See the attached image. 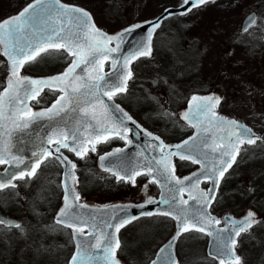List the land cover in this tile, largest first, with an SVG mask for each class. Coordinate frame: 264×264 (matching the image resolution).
<instances>
[{
  "label": "snow or ice",
  "instance_id": "6c2138e0",
  "mask_svg": "<svg viewBox=\"0 0 264 264\" xmlns=\"http://www.w3.org/2000/svg\"><path fill=\"white\" fill-rule=\"evenodd\" d=\"M184 4H189L190 7L186 11H190L192 6H199L206 4L209 0H183ZM186 14V13H185ZM255 20V16H252L248 20V24H252ZM152 24L151 21L146 22ZM141 25H135L128 29L123 30L121 33L115 36H108L96 28L94 22L91 20V15L87 11L81 8H69L61 5L60 0H34L32 4L27 5L22 9L15 17H10L4 21H0V45H3V55L8 58L10 64V76L7 79L6 87L0 92V129H4L10 135V130L5 129L2 121L11 119L15 128H27L29 123L38 118L48 117L49 119L59 116L61 112H64L69 104H74L73 111L82 112L85 116L89 114V109L86 107H80V98L83 97L86 103H90L91 100H100V97L107 96L109 99L112 95L123 92L127 87V80L131 78L132 73L128 70L130 62L140 56H148L151 54V47L148 44L141 43L129 54L121 56L119 59L112 60L113 74L112 83L108 82V77L104 75H92L89 71V66H92V71L98 72L99 66L103 60L119 50V42L126 33H131ZM156 27H159V23L152 25V30L148 33L147 40H151L152 31ZM247 27L245 28V31ZM117 41V47L110 48L108 44L112 40ZM50 49L61 50L63 49L74 59L70 66L59 76L51 77L48 79H31L28 77H21L19 75L20 69L24 67L26 63L34 61L41 53H46ZM84 67H81V66ZM80 69L83 75H76V70ZM79 82V83H76ZM60 90L63 95L57 99L56 103L49 109L42 112H32L28 107V101L34 99L39 95V92L44 87L50 89L54 86H60ZM192 100L196 102L194 106L190 107L189 111L183 114V118L189 122L193 127L198 129L199 133L211 131V127L201 128L200 124L205 120L209 125L214 126L217 131L222 130L221 125H225L227 132L225 136L219 137L220 141L227 140V143L221 146L217 143L215 136L212 138V143H208V138L203 136H197L191 138V147H188L189 141H184L183 145H177L176 151H165L166 146L161 141L158 145L159 159H153L149 164L145 165L143 173L138 170H130L125 176H120L118 173L113 174L117 176V179L128 180L131 183H135V177L137 175L145 174L152 175L153 168L155 167L165 178V187L168 183L175 181L176 185H181L179 188L167 189V191L173 193L170 198L163 199L162 202L168 204L171 208L178 209V214L173 218L180 221L179 231L177 237L183 233L191 230H196L201 233L206 232V227L213 223L219 224V220H215L207 213V208L210 206V202L215 200L214 195H210L219 186V178L223 176L224 172L231 167V162L235 160V153H238V145L245 141L249 144H255V134L251 129L246 126L231 120H224L218 117L214 111L216 105L220 100L218 97H192ZM117 111H121L118 109ZM6 110L8 115H6ZM95 119V116L92 117ZM124 119L131 120L127 114H123ZM122 122V121H121ZM215 122V123H213ZM95 131V128H93ZM104 132L114 131L115 135L121 139H126L116 129L103 128ZM125 131H128L125 129ZM151 135L150 133L148 134ZM235 137L233 140L232 138ZM94 138L85 140L83 136H80L77 131H73L71 136L63 129H57L47 138L44 143L53 144L55 141L54 152L58 155L56 160L61 164H67L68 170L66 171V177L75 180L74 169L76 167L71 161L64 157L61 153V148H67L74 152L77 156L83 157L86 154L88 143H93ZM159 140L158 137H156ZM131 144L132 141L128 140ZM203 148H208L212 152H220L221 157H229L225 160L223 158L218 161L213 158L209 163H205L204 170L201 173H194L193 175L197 179L192 183L191 189H197L199 185V176L203 175L205 179L212 180L214 187L209 189L207 193L200 192L197 196L191 195L190 189H185L183 181L174 175V167L171 165V156L178 155L180 159H190L193 163H201V159H206L207 154H201ZM83 149V152L81 151ZM183 149L184 151H181ZM92 151H95L93 144ZM122 149H116L113 153L108 155H116L122 152ZM187 153V154H185ZM37 157L34 166L28 168L27 172L24 170L17 172L9 171L8 179L0 180V189L7 187H15L12 183L14 179H23L25 175L32 176L35 174L36 168L39 167L40 162L43 159L53 155L52 151L47 148H43L41 153H33ZM200 155L201 158L197 159L196 156ZM106 159L102 156L101 160ZM0 164H8L10 167L18 168L19 165L25 164V161L12 154L6 143L0 145ZM111 171V169H107ZM188 181H192L193 177H186ZM154 182L156 181L153 176ZM66 192H70L71 196H65V205L60 210L57 223L62 224L68 228L74 230V234L77 236V253L73 257L72 264H91L93 260H102L103 264H119L115 260V249L119 248V241L115 239L114 234L101 231L94 220L84 219L82 215L72 211V201H79V195L75 192L74 188L69 189L65 184ZM188 190L189 200L195 201L197 204L202 205L199 208H183L182 205H187L188 200L180 199L177 203V197H179L184 191ZM203 197V199H201ZM147 203H155L154 200L149 198ZM83 208L86 205H76ZM143 207V205H140ZM153 213H142V215H152ZM163 215H173V212H164ZM136 216H126L119 220L115 225L106 224L107 227H114L118 232L125 224L130 223L132 220L137 219ZM230 228L227 230L228 235H223L224 230L216 233L207 232L209 236H214V252L218 257H224L228 260V264H240V257L234 255V248L236 244V237H239L241 233L248 231L258 221L255 219V213L249 211L242 220L235 221L231 217ZM195 221V223H193ZM5 221L0 220V224ZM201 225V226H198ZM15 227L19 228V224ZM85 227L89 228L87 233L90 239L80 240L79 236L84 234ZM177 237H174L172 241L166 245V248H171ZM95 241L93 243L92 241ZM103 245V247H102ZM94 249H100L102 256H96L93 252ZM165 249H161L164 252ZM155 264V262H153ZM170 264H175V261H170ZM220 264H225V259H220Z\"/></svg>",
  "mask_w": 264,
  "mask_h": 264
},
{
  "label": "rangeland",
  "instance_id": "374dc122",
  "mask_svg": "<svg viewBox=\"0 0 264 264\" xmlns=\"http://www.w3.org/2000/svg\"><path fill=\"white\" fill-rule=\"evenodd\" d=\"M30 1L0 0V20L17 13ZM66 2L86 8L93 14L99 27L113 32L122 28L125 23L154 17L164 7L178 5L183 0H66ZM251 10H256L259 13V19L249 31L243 33L240 30L242 22ZM183 21L189 25L190 37L195 39V44L202 49L203 56L200 60V67L198 66L191 72L186 82L175 84L176 97L166 96L165 100L161 101L160 109L162 112L164 110L165 116L150 117L149 121L157 126L169 123L170 129L179 133L177 125L174 129L170 126L176 119L175 113H178L180 107L183 106L188 91L191 88H196V86L192 87V84L197 86L207 84L209 85L208 92L219 89L223 94L221 111L242 118L260 129L261 115L264 113V0H209L206 4L191 8L184 15ZM160 51L158 50L159 53ZM6 63L0 52V86L2 81L9 76ZM68 63V61H64L60 52L50 49V51L41 54L38 59L27 64L26 67L32 74L55 73L62 71ZM142 66L145 64L142 63ZM23 72L21 71V74ZM141 82L144 81L141 80ZM168 83L170 84V82ZM158 86L157 83L153 87ZM173 109L178 110L174 112ZM256 153L261 154L260 150H257ZM255 162L257 163L255 164ZM261 163H264V158L246 164V166L235 167L229 178L225 179L226 185L220 193L221 203H238V214L244 213L249 207L256 210L258 208L257 212L260 214L259 223L250 232L242 235L237 243V249L242 258L240 264H264V166ZM257 164L260 167H254ZM243 172L247 173V178L240 182L239 179L244 175ZM236 179H238V184L235 183ZM31 187L34 188L33 192L24 194L26 193L25 189H29L30 186L23 182L9 193L0 194V204L12 209L17 215H21L20 207L26 209L51 208L53 197L51 195L43 196L42 193H39V190L42 191V189L37 182ZM30 213L33 214V211ZM34 217L37 216L34 215ZM25 224L29 226L31 220L27 218ZM156 225L157 229L155 227L140 229L131 238H144L151 250L162 239L163 232H165H161L160 224ZM48 228L47 225L45 231ZM26 234L27 232L22 228L21 231L11 230L1 236L8 237L10 245H15L16 242L22 241ZM47 234L50 235L49 232ZM51 236L53 235L51 234ZM27 237V241L34 245L41 243V240L37 238H34L37 240L36 243L28 235ZM168 237L166 236L163 242ZM185 238L186 236H181L178 241L183 247L188 240ZM46 243L43 242L42 245L45 246ZM198 243L199 246L202 244L199 241L197 243L190 242L191 248L187 253L183 248L181 264H196L193 259L203 264H215L207 258L205 249L202 252L199 251ZM24 246L30 247L31 245ZM59 248L62 251L65 250V255L69 253L65 246ZM19 249L20 252L16 256L10 249L6 260L2 262L11 264L10 262L14 261L16 264L15 260L17 259V264H22L24 262L22 259L29 254V249ZM197 251L200 253L198 252L196 255ZM180 252H182L181 249ZM12 255L15 260L11 258ZM140 259H138L139 262ZM145 260L146 258H142L143 262ZM126 262V264L135 263L131 260Z\"/></svg>",
  "mask_w": 264,
  "mask_h": 264
},
{
  "label": "water",
  "instance_id": "95a60500",
  "mask_svg": "<svg viewBox=\"0 0 264 264\" xmlns=\"http://www.w3.org/2000/svg\"><path fill=\"white\" fill-rule=\"evenodd\" d=\"M33 2H31L30 4H32ZM60 4L67 6L69 8H73V7L81 8V7L76 6V5L66 4V3L62 2L61 0H60ZM189 7H190L189 4H184V3L179 5V6H168L157 17L130 24L127 27H125V28H123V29H121L115 33H108L107 31L98 28L96 26L93 18H92V15L90 14L91 20H92V22H94L96 28L99 29L100 31H102L103 33H106L108 36H115L116 34L121 33L123 30L128 29V28L135 26V25H141V27L136 28V30L134 32L126 33L121 38V40L119 42V50L117 52L112 53L108 57V59L111 60V66H110L109 70L104 71L102 68L104 62L107 60L106 59V60H103L101 62V66H99L98 72L92 71V66H89V71L92 72V75L99 74V75H104V76L108 77L109 83L114 82L113 78H112V74H113L112 60L113 59H119L121 56L129 55L136 48V46L140 45L141 43L148 44L151 47L152 37H153L156 29L158 28V27H156L155 30L152 31L151 40L148 41L147 36H148V33L152 30V25L157 23V22L160 25L162 20L165 17H167V16H169L175 12L184 13V12H186V9H188ZM81 9H83V8H81ZM85 11H87V10H85ZM15 16L16 15H14L12 17H15ZM252 16H255V19H256V13L254 12L246 18V20L244 21V24H243V30H245L246 27L248 28L251 25V24L250 25L248 24V20ZM149 21H151L152 24L146 23ZM0 47H1V51L3 53V45H0ZM108 47H110V48L117 47V41L115 39L112 40L108 44ZM73 59H74V57H73ZM7 60H8V58H7ZM8 67L10 69L9 61H8ZM81 67H84V66L82 65ZM128 70H130V64L128 65ZM62 73L53 74V75H41V76L24 75L21 77H28L31 79H48L51 77L59 76ZM75 74L76 75H83V73L81 72L80 69H77ZM76 83H79V82H76ZM61 87H63V86L62 85L54 86L53 88L60 90ZM62 95H63V92L53 101L51 106H49L45 109L36 110L35 112H42V111H45V110L51 108L56 103L57 99H59ZM194 96L195 97L214 96V97L220 98V95L218 92H213L212 94H209V95H193L192 97H194ZM192 97L189 101L188 109L181 113L182 117H183V114L188 112L190 107L194 106V104L196 103L192 100ZM31 100L32 99H30L27 102L29 108H30ZM116 106H118V109L122 110V112L117 111ZM73 107H74V104H69L64 112H61L59 116H55L51 119H49L48 117H42V118L34 119L29 123L27 128H15L13 125V121L10 118L2 121V123L5 126V129L10 130V135L7 132H5L4 129H0V145H3L4 143H6L9 147V150L12 152V154L15 156L21 157L25 161V164L19 165L18 168L10 167V165L7 164L6 168L4 170L0 171V180L6 181L8 179V172L9 171H14V172L18 173L19 171L24 170L25 172H27L28 168H30L31 166H34L35 161L37 159V157L34 156L33 153L39 154V153H41V150L43 148H47L49 151L54 152V147H52L51 144H47L44 142L57 129H63L65 132H67L69 134V136H71V133L73 131H77L80 136H83L85 138V140H88L90 138H94L93 140H96V139L115 135L114 131L104 132L103 128H105V127L108 129H116L117 131H119L128 140H131L132 143L131 144L128 143L125 147L119 148V149H122L123 151L120 153H117L116 155H108L109 153H113L115 150L112 152L105 153L103 156L106 157V159H104V160L100 159V165L103 166L104 168L111 169V171L118 173L120 176H125V174L128 171L133 170V169L143 172L145 165L149 164L154 158L159 159L158 145L161 142L160 139L157 140L156 135L148 132L146 128L141 126L133 118H131V120L124 119L123 114L126 113L128 117H130V115L119 104H117L114 101L112 96L110 99L107 96H102V97H100V100H94L93 99V100H91L90 103H86L84 98L81 97L80 98V107H86L89 109V114L87 116H85L82 112L73 111ZM214 111H215V109H214ZM6 115H8L7 110H6ZM93 115L95 116V119L92 118ZM217 116L223 118L224 120L235 121V120L229 119V118L222 116V115H217ZM236 122L246 126L242 122H239V121H236ZM213 123H215V122H213ZM200 127L201 128L211 127L212 130L208 131V132L199 133L198 129L195 128V132L193 135H191L190 137L181 141L180 143L175 144L174 146L168 147L167 151H169V150L176 151V146L177 145H183L184 141H189L188 147H191V144H192L191 138L197 137V136H203V137L208 138L209 144L212 143L213 136H215V138L217 139V143H222L221 146H223L224 144L227 143V140H224V141L219 140V137L226 135L227 129H226L225 125H221L220 127L222 130L217 131L214 126L209 125L208 122L205 120L203 123L200 124ZM93 128H95V131L93 130ZM247 128H249V127H247ZM125 129H127L128 132L125 131ZM149 133L151 134L150 136L148 135ZM252 133H254V132L252 131ZM256 135L257 134H255V136ZM232 139L234 140L235 137H233ZM181 151H184V150L181 149ZM205 153L207 154V158L201 159L202 167L199 170H197V171L193 172L192 174L185 176L181 179L179 178L181 181H183L182 186L185 189L191 190L192 196H197L198 193H200V192H203V193L208 192L205 190L191 189L192 183L197 179V177L193 175L194 173H201L204 170L205 163H209L210 161L213 160V158H215L217 161L221 158H223L225 160L230 159L229 157H226V156L221 157L219 151L212 152L208 148H203L201 150V154H205ZM62 154L64 157H66V155L64 153H62ZM185 154H187V153H185ZM196 158L200 159L201 156L197 155ZM68 160L71 161L70 159H68ZM26 165L28 166V168H26ZM63 166H64L63 186H64V191H65V194H64V198H65L66 195L71 196L70 192H66L65 184L68 185L69 189L74 188L76 193H77V190L74 187V181L71 178L66 177V175H65L69 166L67 164H63ZM73 171H74V175H75V170H73ZM153 176H155L156 181H159L157 183L160 185V188H161V194H160L159 198L148 197V198H146L145 201L140 202V203L118 202V203H114L112 205H108L105 207H97V206H92V205H88L85 203H80L79 201H72V204H73L72 211L82 215V217L84 219L94 220L97 227L101 231L114 234L116 240H118V232L115 231L114 227H112V228L107 227L106 224L115 225L123 217L138 216V215H141L142 213H149V212L152 213V212H169V211H171V212H173V216L177 215L178 209L171 208L168 204L163 203L162 200L170 198L171 195L173 194V193L167 191V189L179 188V187H181V185H176L175 181H172L171 183H168L165 187V178L163 176H161L160 172L155 167L153 168V174L150 175L151 179H153ZM223 176H224V174H223ZM186 177H193V180L188 181L185 179ZM222 177L219 178V185H220ZM14 180H12V183ZM199 180L201 182L202 180H209V179H205L203 175H200ZM210 181H211V183H210L208 190L212 189L214 187L212 180H210ZM218 188H219V186L210 195L215 196ZM184 192H186L188 195L190 194V192L188 190H186ZM183 193L179 197H177V203L180 199H183V200H188V204L182 205L181 207L196 209V208H199L202 206L200 204H197L193 200H189V197L185 198ZM149 198L154 200L155 203H147ZM201 199H203V197H201ZM212 202H213V200L210 202V205ZM77 204L86 205V207L80 208V207L76 206ZM64 205H63V207H64ZM140 205H143V207H140ZM209 208H210V206L207 208V213L210 214V216L212 218H214L215 220H219L217 216H214L210 212ZM60 210L56 214V217H55L56 220L58 219ZM246 215L242 216L240 218H235L233 215L226 214L225 215V219L227 221L226 225L219 226L218 224L213 223V224L205 226V227H206V230L208 232H213V233L224 230V232L222 234L226 236V235H228L227 230L231 226L228 218L231 217L233 220L238 221V220H242L244 217H246ZM255 219H256V216H255ZM0 220L5 221L6 224L11 225V226H15L16 224L19 223L18 218L8 216L7 214L1 212V210H0ZM193 223H195V221H193ZM179 225H180V221L176 220V231H175L174 235L159 249L156 257L150 262V264H153V262H155V264H170V261H175V263H176V261H177V257H176V253H175V241H176V239H175L174 244L172 245V247L170 249L166 248L165 246L168 245L169 242L172 241L174 237H177V233L179 231ZM198 226H201V225H198ZM85 228L88 229V231L84 232V234H81L79 236L80 240L90 239L87 235V233L89 232V228H87V227H85ZM74 239L76 242L77 236L75 234H74ZM92 242L95 243L94 240ZM213 242H214V236H210V241H209V245H208L209 254L214 252ZM102 247H103V245H102ZM161 249H165V251L161 252ZM93 252L96 256H102V251L100 249H94ZM76 253H77V243H76L75 252H74L73 256L71 257L69 264H72L73 257L76 255ZM211 255H213L217 258L218 264H220V259H225V263L228 262V260L224 257H218L215 254H211ZM234 255L239 256L235 250H234ZM115 260L118 261V259L116 257H115ZM118 262H119V264H122L120 261H118ZM91 264H103V261L97 259V260H93L91 262Z\"/></svg>",
  "mask_w": 264,
  "mask_h": 264
},
{
  "label": "flooded vegetation",
  "instance_id": "af4514ba",
  "mask_svg": "<svg viewBox=\"0 0 264 264\" xmlns=\"http://www.w3.org/2000/svg\"><path fill=\"white\" fill-rule=\"evenodd\" d=\"M6 80L2 81V84L0 86V92L3 91L4 87L6 86ZM48 91H51L49 89H45L39 93V96H36L34 100L32 101V111L45 108L48 105L51 104L52 100L47 99V93ZM56 94H59V91H56ZM117 100H119V95L115 97ZM51 100V101H50ZM217 112L220 114L228 115L225 112L221 111V105H218ZM231 116V115H228ZM240 120H244L242 118L231 116ZM245 121V120H244ZM247 122V121H245ZM248 123V122H247ZM249 124V123H248ZM253 127L254 131L257 132V138L255 144H249L246 141L242 144L238 145L239 151L235 155V160L231 162V167H229V170L227 171L226 175L223 178L222 181V187L225 183V179L229 178L230 173L233 172L234 168L237 166H246L249 163L260 160L264 158V113L261 115V122H260V129H257L254 125L249 124ZM171 126V124H170ZM160 129L159 133L162 138L165 140L167 144H172L175 142L180 141L181 139L187 137L192 133L191 131H188V125L185 124L183 128L180 130L179 134L177 136L172 135L171 129L169 127V123H163L162 126H158ZM127 143V139H121L119 136H112L105 139H99V140H93V143H88L85 147L87 148L86 154L81 156H77L74 152L70 151L67 148H61V152H63L71 161L75 162L76 165V179L75 184L78 189V195H79V201L81 202H88L91 204H96L99 206L111 204L118 201H135L139 202L143 200L145 197L149 196H155L157 197L159 195L160 189L156 182L150 179L149 175L141 174L137 175L135 177V183H131L128 180H120L117 179V177L112 174L109 170H106L101 167L100 165V159L101 156L110 150L115 149L116 147L123 146ZM95 147V151H92V147ZM52 147H55V141L53 144H51ZM166 149V148H165ZM257 150H260L261 154L256 153ZM83 152V149H81ZM166 151V150H165ZM56 154L53 153L52 156L48 157L47 159H44V161L39 165L38 169L36 170L35 174L32 176L25 175L23 179L16 180L15 187H7L4 189H0V194L9 193L10 191L18 188L20 184H23V182L27 183L30 188L25 189L26 193L24 194H30L33 192V189L31 185L35 184L36 182L39 183V187L42 189L39 190V193H42L43 196L51 195L53 198L51 200V208H39V209H26V208H19L20 212V218L22 225L24 224L25 220L28 218L31 221H34V215L41 218V223H44V225H48V230L57 232L59 228V224L55 221L54 216L56 212L58 211L59 207L61 206V202H63V187L61 183L62 174H63V165L59 163L58 160H56ZM260 162V161H259ZM257 162H255L256 164ZM262 166H264V163ZM3 165L0 164V169H3ZM173 167L174 171L177 174V176L182 177L186 174H189L190 172L194 171L199 167V164L193 163L190 159H180L179 156H173ZM252 167V166H250ZM249 167V168H250ZM254 167H260V165H256ZM241 172V170H240ZM143 173V172H142ZM244 175H242L240 178V182L242 180H246L247 173L243 172ZM39 180V182H38ZM33 182V184H32ZM235 183H239L238 179L235 180ZM208 185V182H201L198 187L205 189V187ZM41 191V192H40ZM38 193V194H39ZM185 198H188L189 195L187 193L183 194ZM242 203V201H241ZM238 203H221L220 200L216 197L211 205V211L219 216L220 218V224L224 223L223 215L226 212L234 213L235 215L238 214ZM242 207V204H241ZM253 210L254 208H247L246 210ZM256 212L258 210L254 209ZM253 210V211H254ZM29 211H33V214H30ZM15 215V214H13ZM49 216L52 218H49ZM147 216H155V217H161L160 219H164V216L168 217L172 221V225L167 226H161V232H163L162 239L156 244L154 248L149 250L150 245L147 243V240L144 238H137L132 239V235L140 230L138 228H134L132 230L129 229H123L122 227L120 229L119 233V248H116L115 254L117 256V259L122 261V263H127V260H131L136 263H147L149 259H153L155 256V253L161 247L165 241L174 233L176 228L175 220L170 215H163L159 213H153L152 215ZM145 217V216H141ZM138 217V218H141ZM260 217V214H259ZM137 218V219H138ZM136 220V219H134ZM133 220V221H134ZM260 219L258 220L259 223ZM21 225V227H22ZM46 225V226H47ZM257 223H255L248 231L250 232ZM45 226V227H46ZM155 228L157 229V225ZM143 229V228H142ZM13 231L15 229L5 227L0 231V237H2V234L8 233V231ZM131 231V232H129ZM171 231V233H170ZM244 232V233H246ZM127 236H126V235ZM182 236H186L185 239H188L184 250L187 253L191 246L190 242H201L202 244L200 247V252L204 251V247H206L204 244L206 242V245L208 243L209 236L205 233L198 232L196 230H191L188 232H183ZM174 235V234H173ZM134 236V235H133ZM166 236H169L164 242ZM5 239V236H4ZM7 237L5 241L0 244V260H1V254H4L3 260H6V253L10 252V249H12V245H10V241ZM16 247H19L16 245ZM206 250V249H205ZM196 252V255L198 252ZM207 251V250H206ZM199 252V253H200ZM143 254V255H142ZM152 254V255H151ZM151 255V256H150ZM141 258V259H140ZM142 258H146V260L143 262ZM208 259L214 260L215 259L209 255H207ZM140 259V262L139 260ZM182 260V258H181ZM194 263L201 264L196 259H193ZM182 262H177V264H181Z\"/></svg>",
  "mask_w": 264,
  "mask_h": 264
},
{
  "label": "trees",
  "instance_id": "16d2710c",
  "mask_svg": "<svg viewBox=\"0 0 264 264\" xmlns=\"http://www.w3.org/2000/svg\"><path fill=\"white\" fill-rule=\"evenodd\" d=\"M182 19V16L174 15L163 23L154 38L152 54L150 56H142L134 61L133 72L129 79L128 88L122 94L123 104L137 119L154 130H158V126L149 121V118L154 116L160 117L164 114L160 109L161 98L165 96L170 98L176 97L175 84L186 82L191 72L200 65V60L203 56L202 49L195 44V39L191 38L189 35V25L185 24ZM158 50H161L160 53ZM142 63H144L145 66H142ZM141 80L144 82H141ZM168 82H170V84ZM157 83L159 86L154 88L153 86ZM194 86L197 85L192 84V87ZM162 87L164 88V92L160 91ZM196 90L197 88H191L188 92L190 93ZM54 93L55 92L48 91L46 98L51 99ZM188 131H191V128H189ZM49 218L51 217L49 216ZM160 218V216L141 217L127 224L123 229L127 228L132 230L134 228L142 229L156 227L154 226L156 224H160L161 226L173 224L171 219L166 216H164V219ZM45 226L44 223H41V218L37 214V217H34V221H31V224L27 226V233L28 236L33 239V242L37 243V240L34 239L37 238L41 240V243L34 245L30 241H27L28 237L25 236L22 241H18L15 245H12L15 256L20 252V249H18L16 245L19 247L21 246L22 249H29V254L22 259L24 260L22 264L67 263L68 256L73 250L71 232L65 227H59L57 233L60 234V236L53 238L52 236L50 237L51 233L48 229L45 231ZM47 232H49L50 235L47 234ZM5 240L6 238L4 239V235L0 237V244ZM43 242H47L45 246L42 245ZM26 244L31 246L25 247L24 245ZM64 246L69 252L67 255L64 254L65 250L62 251L61 248H59ZM14 255H12L11 258L15 260ZM3 258L4 254H1V259ZM1 261L0 264H4ZM15 261L17 264V259ZM10 263L15 264L14 261Z\"/></svg>",
  "mask_w": 264,
  "mask_h": 264
}]
</instances>
